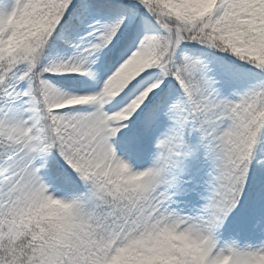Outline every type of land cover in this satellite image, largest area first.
Masks as SVG:
<instances>
[{"label": "snow or ice", "instance_id": "6c2138e0", "mask_svg": "<svg viewBox=\"0 0 264 264\" xmlns=\"http://www.w3.org/2000/svg\"><path fill=\"white\" fill-rule=\"evenodd\" d=\"M0 264H264V0H0Z\"/></svg>", "mask_w": 264, "mask_h": 264}]
</instances>
